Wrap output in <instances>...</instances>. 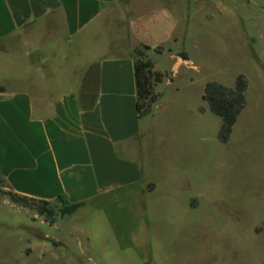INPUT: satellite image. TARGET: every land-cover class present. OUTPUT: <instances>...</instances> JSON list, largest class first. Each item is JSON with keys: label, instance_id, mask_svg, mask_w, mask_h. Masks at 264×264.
I'll use <instances>...</instances> for the list:
<instances>
[{"label": "rangeland", "instance_id": "rangeland-1", "mask_svg": "<svg viewBox=\"0 0 264 264\" xmlns=\"http://www.w3.org/2000/svg\"><path fill=\"white\" fill-rule=\"evenodd\" d=\"M113 14L106 42L178 72L149 119L156 188L55 222L0 193V264H264V0H127ZM241 74L247 104L223 143L204 96Z\"/></svg>", "mask_w": 264, "mask_h": 264}, {"label": "crops", "instance_id": "crops-1", "mask_svg": "<svg viewBox=\"0 0 264 264\" xmlns=\"http://www.w3.org/2000/svg\"><path fill=\"white\" fill-rule=\"evenodd\" d=\"M126 1L0 0V175L16 191L88 205L155 190L149 119L174 79L140 118L138 45L105 40Z\"/></svg>", "mask_w": 264, "mask_h": 264}, {"label": "trees", "instance_id": "trees-1", "mask_svg": "<svg viewBox=\"0 0 264 264\" xmlns=\"http://www.w3.org/2000/svg\"><path fill=\"white\" fill-rule=\"evenodd\" d=\"M145 49H151L150 45H145ZM163 48L157 47L156 52L163 54ZM137 61L135 64V76L138 91L137 111L139 117L143 118L149 115L154 104L159 99V93L155 91V86L163 82L167 76L161 71L155 70V63L147 59L146 54L137 50ZM181 56L187 59V53ZM248 80L244 75H239L235 85L228 87L218 81H211L208 84L204 100L208 103L211 111L223 119V124L219 132V140L223 143L229 142L233 127L237 122L239 115L247 104ZM0 193L9 197L17 205L35 210L39 215L45 216L48 221L55 222L57 216L62 218L73 215L82 207L87 205L86 202L69 203L64 197L60 196L57 200L59 204H54L52 200L36 198L16 191L6 179L0 175Z\"/></svg>", "mask_w": 264, "mask_h": 264}]
</instances>
